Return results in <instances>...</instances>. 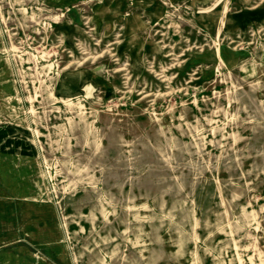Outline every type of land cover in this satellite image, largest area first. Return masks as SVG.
Here are the masks:
<instances>
[{
    "label": "rangeland",
    "instance_id": "374dc122",
    "mask_svg": "<svg viewBox=\"0 0 264 264\" xmlns=\"http://www.w3.org/2000/svg\"><path fill=\"white\" fill-rule=\"evenodd\" d=\"M46 1L0 0V264H263L264 19L234 15L264 0L217 25L215 0ZM90 56L92 98L52 101Z\"/></svg>",
    "mask_w": 264,
    "mask_h": 264
},
{
    "label": "bare ground",
    "instance_id": "6f19581e",
    "mask_svg": "<svg viewBox=\"0 0 264 264\" xmlns=\"http://www.w3.org/2000/svg\"><path fill=\"white\" fill-rule=\"evenodd\" d=\"M47 1L52 3V4L54 3V5H55L56 3H61V4L66 3L68 0H47ZM122 1L123 0H104L103 1V3H104L103 6H104L105 9H109V7L113 4V2H115L116 7L119 8V5L122 4ZM248 11H250L249 14H251V15H253V14L257 15L255 20H258V19H260L261 15H264V6L259 8V4H258V5H255V6L251 7ZM228 12L229 11H228V7L226 6V2H221V0H215L212 3V6L199 10V13H201V16H200L201 18H205V19H207V21L213 22L216 25L223 21L222 18L230 17ZM70 14H71V22L67 23V22L59 20L60 26L63 27L64 29H68L72 25V23H73L72 21H74L76 23L78 21L77 16H76V14L74 12H71ZM201 18H198V19H201ZM253 19L254 18H251L250 21L252 22ZM83 20H86L87 22L85 24H88V18H83ZM89 21H90V19H89ZM209 22H207V23H209ZM233 28H234V26H233ZM93 30H94V28L91 29V31H93ZM215 46H216L215 52L218 54V57L220 58L219 54L223 55V61L225 62V65L228 66V65L232 64L235 61V59L237 57L236 54H234L233 52L228 51L227 48L222 47L220 44H215ZM58 47H60V46H58ZM169 50L170 51L168 52L167 57L174 56V54L172 53L173 52L172 47L169 48ZM38 58L43 60V61H45V62H47L46 69H47V71H49L50 68L52 67L53 63L48 60L49 59L48 58V52H46L44 50L41 51L40 55L38 56ZM71 58H72V56L69 57V59H71ZM221 58H222V56H221ZM93 59H95L94 56H90L88 58H84L82 60V62L73 60L72 63L69 62L68 66H66V67L64 66L61 70L59 69V71L57 73V76L54 78V80L49 77V79L52 82V85L49 88L48 97L52 98V101H60L66 107L67 106L70 107L71 105H75L76 104L77 108L80 110L82 105L78 101L85 100V99H91L92 98V94H93L92 92L95 90V88H97L96 86H98L97 80H96V76L93 75V72H90L89 70H86V69L70 70L69 68H70V66H72L74 64H78V66H80L83 63H85L86 61L93 60ZM162 69H164V68H162ZM119 71H121V70L114 69L113 70V74L116 73V72H119ZM163 73L164 72L161 73V71H160V73H156L155 74L156 78H158L163 83L168 82V80L166 79V76H164ZM123 79L127 80L126 77L123 78ZM188 83L189 82H187V84ZM182 90L186 91V88L185 89L183 88ZM182 90H180V91H182ZM128 93H129V91H128ZM163 95H169V94L168 93H164ZM151 96H152L151 93H145L143 97L144 98H149ZM74 100L77 101V102L74 103L73 102ZM98 100H100V98H98ZM31 111H33V110L31 109ZM258 263L260 264L261 261L258 262Z\"/></svg>",
    "mask_w": 264,
    "mask_h": 264
},
{
    "label": "crops",
    "instance_id": "0c3cea01",
    "mask_svg": "<svg viewBox=\"0 0 264 264\" xmlns=\"http://www.w3.org/2000/svg\"><path fill=\"white\" fill-rule=\"evenodd\" d=\"M243 0H240V1H238V0H231V3H233V4H237V3H244V2H242ZM235 17L237 16L238 18L240 17V16H242V18H254L253 20H252V22L250 21H248L247 23H246V25H251V24H254V23H256V22H258V21H260L261 19H264V15H261V17H260V19H258V20H255V18L257 17V15H251V14H249L248 16L245 14V12H243V13H241V14H238V15H234ZM259 16V15H258ZM233 17V16H232ZM245 25V26H246ZM235 28H238V29H240V27L239 26H236Z\"/></svg>",
    "mask_w": 264,
    "mask_h": 264
}]
</instances>
